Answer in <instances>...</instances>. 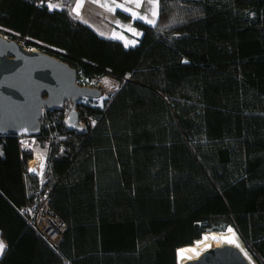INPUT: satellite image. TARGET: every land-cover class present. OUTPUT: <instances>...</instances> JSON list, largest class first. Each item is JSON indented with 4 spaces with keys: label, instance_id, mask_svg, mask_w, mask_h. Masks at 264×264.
Masks as SVG:
<instances>
[{
    "label": "trees",
    "instance_id": "obj_1",
    "mask_svg": "<svg viewBox=\"0 0 264 264\" xmlns=\"http://www.w3.org/2000/svg\"><path fill=\"white\" fill-rule=\"evenodd\" d=\"M47 3L0 0L1 35L118 87L76 106L86 131L44 110L38 136L0 133V264H177L229 227L264 264V0H158L132 47ZM40 192L66 225L57 246L27 221Z\"/></svg>",
    "mask_w": 264,
    "mask_h": 264
},
{
    "label": "water",
    "instance_id": "obj_2",
    "mask_svg": "<svg viewBox=\"0 0 264 264\" xmlns=\"http://www.w3.org/2000/svg\"><path fill=\"white\" fill-rule=\"evenodd\" d=\"M101 96L99 88L78 84L77 70L66 62L0 35V133L38 136L44 110L60 111L65 100L71 102L64 118L67 129L82 132L75 107L84 98ZM182 264L248 262L236 246L224 244L208 246Z\"/></svg>",
    "mask_w": 264,
    "mask_h": 264
},
{
    "label": "built area",
    "instance_id": "obj_3",
    "mask_svg": "<svg viewBox=\"0 0 264 264\" xmlns=\"http://www.w3.org/2000/svg\"><path fill=\"white\" fill-rule=\"evenodd\" d=\"M34 1L37 5H43L47 1L51 0H31ZM55 2H58L64 6H69L72 4L73 0H53ZM29 49H35V48H29ZM77 83L80 85H87V86H93V87H98L99 83H85V82H80L77 80ZM114 84V83H113ZM118 86L115 83L114 87L112 89H116ZM113 90V91H114ZM112 91V92H113ZM111 92V93H112ZM110 96V95H109ZM108 95H104L103 97L105 99L109 98ZM102 98V97H101ZM88 101H92L89 103L91 106L94 107H99L102 108L99 104H94V101H98L99 99H87ZM85 104V98L82 99V102ZM63 108L60 110L62 114V121L64 123V118L69 111V108L71 106V102L68 100H65L63 103ZM80 104V103H78ZM76 108V107H75ZM94 120L93 119H88L87 121H79V124L82 125L83 131H86L88 125H92ZM66 127V125H65ZM67 128V127H66ZM21 133V132H19ZM21 140V138H20ZM22 144H24L21 141ZM30 168H28L29 171ZM34 169H37L36 172H33L38 175V177H41L42 169L40 167H36ZM32 172V171H30ZM25 212L27 213V221L30 223L33 228L41 235L48 243H50L53 246H57L64 231H65V223L62 222L51 210L49 207V195L46 192H40L36 195L35 197V203L32 207L26 208Z\"/></svg>",
    "mask_w": 264,
    "mask_h": 264
},
{
    "label": "rangeland",
    "instance_id": "obj_4",
    "mask_svg": "<svg viewBox=\"0 0 264 264\" xmlns=\"http://www.w3.org/2000/svg\"><path fill=\"white\" fill-rule=\"evenodd\" d=\"M114 1V4H123V5H125V7H127V8H131V9H133L134 11H137L140 15H145V14H147L148 15V18L149 19H152V17H151V14L148 12V9H149V7H150V5H149V3H148V0H141V6L138 8V9H136L135 8V5L134 4H132V3H130V2H128V0H104V3L106 2V3H111V2H113ZM49 2H51V3H53V4H60V3H58V2H55V1H48V3ZM47 3V4H48ZM113 4V5H114ZM61 5V4H60ZM116 9H119V11H121V12H124V13H127V14H129L130 15V19L129 20H127L128 18H126V17H124V16H122V15H120V24H123V25H126V26H130L132 29H134L135 30V33L133 32V31H129V30H127V28H125V27H123V30H124V32H123V40H121L122 42H123V44L125 45V43H126V41H128V42H133V43H129V45L127 46V47H132V46H134V45H136L137 43H138V39H139V37H140V35H141V31H140V29H138V27H137V25L134 23V20H136V19H133L132 18V16H131V14H130V12L129 11H126V10H124V9H122V8H116ZM157 18V17H156ZM156 18H155V21H156ZM141 20V19H140ZM143 21H145V20H143ZM146 22V21H145ZM147 23V22H146ZM118 25V24H117ZM137 30H139V32H137ZM117 33L119 34V31H117ZM0 34H2V33H0ZM30 48H37L36 46H33V47H30ZM29 49V48H28ZM105 81H107V83L105 82ZM99 84H100V86H102V87H104L105 88V92L103 93V95L102 96H104V95H108L109 94V92H112L114 89H112V87H114V84L116 83L112 78H109V77H107V76H105V77H103V78H101L100 80H99V82H98ZM114 83V84H113ZM109 96V95H108ZM104 101V100H103ZM92 101L90 100V101H88L87 99H85V103H91ZM94 104H99V101H94L93 102ZM103 103V102H102ZM21 134H24V135H26V132L25 131H21ZM23 141L28 145V146H30L31 148H34V149H37V147H36V144L34 143V140L33 139H25V138H23ZM36 152H38L37 150H35ZM38 168L40 167V164H41V162H43V164H44V156L40 153V152H38ZM234 231V233H235V235H236V237H237V239H236V242L239 244V247H237L236 246V244L234 243V244H231V245H234V246H236L240 251H241V253L245 256V258H246V260H247V262H248V264H258L254 259H253V257L249 254V252L247 251V249L245 248V246H244V243H243V240H242V238H241V236L235 231V230H233ZM193 244V243H192ZM193 249H195V251H193ZM192 249V252H196V253H200V251H201V249H199V248H197L196 246H195V248H193ZM241 249H243V251L241 250ZM245 253H246V255H245ZM193 255V254H192ZM192 255H188L187 256V259H189V257H190V259H191V256Z\"/></svg>",
    "mask_w": 264,
    "mask_h": 264
},
{
    "label": "crops",
    "instance_id": "obj_5",
    "mask_svg": "<svg viewBox=\"0 0 264 264\" xmlns=\"http://www.w3.org/2000/svg\"><path fill=\"white\" fill-rule=\"evenodd\" d=\"M101 3H104V0H101ZM76 4H77V0H73L72 4L69 5L68 8L71 14L77 20L88 25L99 36H101L104 39H117L120 41L123 40L121 38L114 37L113 32L117 33V31H119V34L118 33L117 34L123 36L124 30H123V27H121V25L123 24L117 25L116 21L120 22V15L128 18L127 20H129L130 19L129 14L124 13V12L119 13L120 12L119 9H115V11H109L104 7H100L98 3L94 2V0H83L82 7L80 9V15L79 17H77L75 13L72 12V9L76 6ZM109 4L113 5L114 1ZM134 23L136 24L135 20H134ZM137 27L138 29H140L138 25ZM137 32H139V30H137ZM0 241H3L1 236H0ZM3 243L5 244L4 241ZM3 252L0 253V256L3 254Z\"/></svg>",
    "mask_w": 264,
    "mask_h": 264
},
{
    "label": "snow or ice",
    "instance_id": "obj_6",
    "mask_svg": "<svg viewBox=\"0 0 264 264\" xmlns=\"http://www.w3.org/2000/svg\"><path fill=\"white\" fill-rule=\"evenodd\" d=\"M94 2L98 3L100 7H104V8H106L109 11H115L116 8H122V9H124L126 11H129L133 19L145 20L149 24H154L155 23V18L158 15V8H159L158 0H148V3L150 5V7L148 9V12L151 14L152 19H149L147 14L140 15L137 11H134L131 8L125 7V5H123V4L110 5V4L106 3V2L105 3H101V0H94ZM128 2L134 4L136 9H138L141 6V0H128ZM82 4H83V0H77L76 6L72 9V12L75 13V15L77 17H79V15H80V9L82 7ZM47 6H48L49 10L61 7L60 4H53L51 2H49ZM116 23L118 25L120 24L119 21H116ZM121 27H125V28H127V30L133 31L135 33V30L132 29L130 26L121 25ZM113 36L123 39L122 35H118L115 32H113ZM129 43H133V42L126 41L125 46L127 47L129 45ZM105 82L107 83V81H105ZM100 99H101V101H103L105 98L102 97ZM100 106L101 107L103 106L102 102H101ZM92 123L95 124V121H93ZM43 167H44V164H43V162H41L40 169H43ZM29 171L36 172L37 169H29ZM227 231L233 233V235L231 237H222V239H225L228 243H235L236 246L239 247V244L236 242V237H235V233L233 232V229L231 227H229L227 229ZM212 238L216 239L217 237L213 236ZM205 239H207V237H205ZM5 247L6 246L3 243V241H0V253L3 252ZM241 250L243 251V249H241ZM193 251H195V249H193ZM184 253H185L184 249H181V250L178 251V254L181 255V256H183ZM245 255H246V253H245ZM189 259H190V257H189Z\"/></svg>",
    "mask_w": 264,
    "mask_h": 264
},
{
    "label": "bare ground",
    "instance_id": "obj_7",
    "mask_svg": "<svg viewBox=\"0 0 264 264\" xmlns=\"http://www.w3.org/2000/svg\"><path fill=\"white\" fill-rule=\"evenodd\" d=\"M2 36H5V35H2ZM98 101H99V105H100L102 101L100 99ZM38 156H39L38 152L33 150L32 157L29 158V160L27 161V167L28 168L34 169V168L38 167ZM232 235H233V233L228 232L227 230L222 231V232L212 231V232L202 233L198 239L194 240L193 244L183 245V246H180L176 249L177 264H182L187 259L188 255L193 254L191 256V258H195L198 255V253L192 252V249L195 248V246L202 250V249H204L208 246H212V245L234 244V243H228L225 239H222V237H231ZM213 236H215L217 238L213 239L212 238ZM205 237H207V239H205ZM235 237H236V235H235ZM236 239H237V237H236ZM181 249L185 250V253L183 256L178 254V251Z\"/></svg>",
    "mask_w": 264,
    "mask_h": 264
},
{
    "label": "clouds",
    "instance_id": "obj_8",
    "mask_svg": "<svg viewBox=\"0 0 264 264\" xmlns=\"http://www.w3.org/2000/svg\"><path fill=\"white\" fill-rule=\"evenodd\" d=\"M101 95H103V93H101ZM101 97H103V96H101ZM98 99H100V98H98ZM101 100V99H100ZM103 102V101H102Z\"/></svg>",
    "mask_w": 264,
    "mask_h": 264
}]
</instances>
